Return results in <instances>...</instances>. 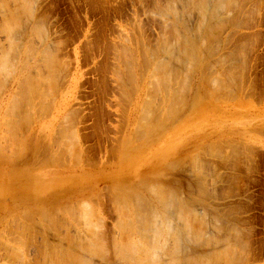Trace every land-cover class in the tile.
<instances>
[{
    "label": "rangeland",
    "instance_id": "374dc122",
    "mask_svg": "<svg viewBox=\"0 0 264 264\" xmlns=\"http://www.w3.org/2000/svg\"><path fill=\"white\" fill-rule=\"evenodd\" d=\"M0 55V264H264V0H0Z\"/></svg>",
    "mask_w": 264,
    "mask_h": 264
},
{
    "label": "bare ground",
    "instance_id": "6f19581e",
    "mask_svg": "<svg viewBox=\"0 0 264 264\" xmlns=\"http://www.w3.org/2000/svg\"><path fill=\"white\" fill-rule=\"evenodd\" d=\"M19 1H20V0H19ZM17 2H18V0H17ZM25 3H26V2H25ZM27 3H29V2L27 1ZM30 4H31V3H30ZM9 7H10V6H9ZM9 7H8V8H9ZM26 7H27V6H26ZM173 7H174V6H173ZM21 8H22V7H21ZM174 9H175V7H174ZM174 9H173V10H174ZM26 10H27V9H26ZM198 10H199V8H198ZM203 10H204V9H203ZM17 11H18V10H17ZM200 12H201V11H200ZM205 12H206V11H204L203 14H205ZM188 13H189V12H188ZM176 15H177V14H176ZM176 15H175V16H176ZM9 17H10V16H9ZM1 20H2V19H1ZM5 20H6V19H5ZM13 20H14V19H13ZM19 20H20V19H19ZM15 21H16V20H15ZM218 21H219V20H218ZM10 22H11V21H10ZM2 23H3V22H2ZM13 23H14V22H13ZM15 24H16V23H15ZM15 24H14V25H15ZM10 25H11V24H10ZM199 25H200V24H199ZM202 25H203V24H202ZM16 26H17V25H16ZM16 26H15V27H16ZM43 26H44V25H43ZM39 27H40V26H39ZM202 27H203V26H202ZM202 27H201V28H202ZM13 28H14V27H13ZM211 28H212V27H211ZM38 29H39V28H38ZM41 29H42V28H41ZM197 29H198V28H197ZM14 30H15V28H14ZM44 31H45V30H44ZM176 31H177V30H176ZM192 31H193V30H192ZM199 31H200V30H199ZM211 31H212V30H211ZM213 31H214V30H213ZM13 32H14V31H13ZM207 32H209V31H207ZM207 32H206V33H207ZM194 33H195V32H194ZM197 33H198V31H197ZM199 33H200V32H199ZM10 34H11V33H10ZM210 34H211V32H210ZM46 35H47V34H46ZM199 35H200V34H199ZM178 36H179V35H178ZM180 37H181V36H180ZM139 38H140V37H139ZM206 38H207V37H206ZM10 39H11V38H10ZM178 39H179V38H178ZM182 39H183V38H182ZM208 39H209V38H208ZM13 40H15V39H13ZM18 41H19V40H18ZM162 41H163V39H162ZM176 41H177V40H176ZM180 41H181V40H180ZM206 41H207V40H206ZM19 42H20V41H19ZM178 42H179V41H178ZM207 42H208V41H207ZM56 44H57V43H56ZM171 44H172V43H171ZM175 44H176V42H175ZM187 44H188V43H187ZM184 45H185V44H184ZM29 46H30V45H29ZM170 46H171V45H170ZM178 46H179V45H178ZM185 46H186V45H185ZM187 46H188V45H187ZM187 46H186V47H187ZM205 46H206V45H205ZM31 47H32V46H31ZM172 47H173V45H172ZM174 47H175V46H174ZM60 48H61V46H60ZM127 48H129V47H127ZM160 48H161V47H160ZM201 48H203V47H201ZM12 49H13V48H12ZM57 49H58V48H57ZM161 49H162V48H161ZM178 49H179V48H178ZM178 49H177V50H178ZM191 49H192V48H191ZM32 50H33V49H32ZM123 50H124V49H123ZM182 50H183V49H182ZM207 50H208V49H207ZM9 51H11V50H9ZM34 51H35V50H34ZM47 51H48V50H47ZM47 51H46V52H47ZM58 51H60V50H58ZM150 51H151V50H150ZM178 51H179V50H178ZM201 51H203V50H201ZM55 52H56V51H55ZM156 52H157V51H156ZM156 52H155V53H156ZM160 52H161V51H160ZM179 52H180V51H179ZM182 52H183V51H182ZM10 53H11V52H10ZM34 53H35V52H34ZM126 53H127V52H126ZM131 53H132V52H131ZM152 53H153V52H152ZM155 53H154V54H155ZM209 53H210V52H209ZM4 54H5V53H4ZM128 54H129V53H128ZM128 54H127V55H128ZM144 54H145V53H144ZM150 54H151V53H150ZM154 54H153V55H154ZM156 54H157V53H156ZM185 54H186V53H185ZM192 54H193V56H195V55H194V52L191 53V55H192ZM186 55H187V54H186ZM240 55H241V54H240ZM0 56H1V55H0ZM3 56H4V55H3ZM6 56H7V55H6ZM6 56H5V57H6ZM8 56H9V55H8ZM120 56H121V55H120ZM122 56H123V55H122ZM125 56H126V55H125ZM128 56H129V55H128ZM151 56H152V54H151ZM129 57H131V56H129ZM156 57H157V56H156ZM31 58H32V57H31ZM126 58H127V57H126ZM139 58H140V57H139ZM154 58H155V56H154ZM170 58H172V55H171ZM188 58H190V57H188ZM1 59H2V57H1ZM7 59H8V58H7ZM143 59H144V58H143ZM146 59H147V58H146ZM168 59H169V58H168ZM182 59H183V58H182ZM186 59H187V58H186ZM11 60H12V59H11ZM57 60H58V59H57ZM153 60H154V59H153ZM161 60H162V59H161ZM169 60H171V59H169ZM169 60H168V61H169ZM174 60H175V59H174ZM189 60H190V59H189ZM9 61H10V60H9ZM122 61H123V59H122ZM134 61H135V59H134ZM171 61H172V60H171ZM191 61H192V59H191ZM7 62H8V61H7ZM13 62H14V61H13ZM130 62H131V61H130ZM145 62H146V61H145ZM147 62H148V61H147ZM157 62H158V61H157ZM162 62H163V61H162ZM174 62H176V61H174ZM177 62H178V61H177ZM193 62H194V61H193ZM0 63H1V62H0ZM131 63H132V62H131ZM143 63H144V62H143ZM145 64H146V63H145ZM162 64H163V63H162ZM162 64H161V65H162ZM164 64H165V63H164ZM168 64H169V63H168ZM12 65H13V64H12ZM136 65H137V64H136ZM166 65H167V64H166ZM7 66H8V65H7ZM35 66H36V65H35ZM157 66H159V65H157ZM164 66H165V65H164ZM169 66H170V65H169ZM186 66H187V65H186ZM186 66H185V67H186ZM154 67H155V65H154ZM167 67H168V65H167ZM116 68H117V67H116ZM165 68H166V67H165ZM186 68H187V67H186ZM48 69H49V68H48ZM53 69H54V68H53ZM131 69H133V68H131ZM147 69H148V68H147ZM169 69H170V68H169ZM139 70H140V69H139ZM48 71H49V70H48ZM130 71H131V70H130ZM130 71H129L128 73H130ZM173 72H174V71H173ZM133 73H134V71L132 72V74H133ZM168 73H169V72H168ZM50 74H51V71H50ZM176 75H177V74H176ZM27 76H28V75H27ZM55 76H56V75H55ZM124 76H125V75H124ZM128 76H129V74H128ZM130 76L133 77L134 74H133V75L130 74ZM130 76H129V77H130ZM170 76H171V75H170ZM173 76H174V75H173ZM129 77H128V78H129ZM178 77H179V76H178ZM117 78H118V77H117ZM134 78H135V77H134ZM134 78H133V79H134ZM160 78H161V77H159V79H160ZM23 79H24V78H23ZM25 79H26V78H25ZM31 79H32V78H31ZM33 79H34V78H33ZM130 79H131V78H130ZM130 79H127V80H129V82H130ZM133 79H131V81H132ZM54 80H55V79H54ZM54 80H53V81H54ZM160 80H161V79H160ZM121 81H122V77H121ZM133 81H135V80H133ZM37 82H38V81H37ZM54 83H56V82H54ZM54 83H53V85H54ZM148 83H149V82H148ZM155 83H156V81H155ZM157 83H158V82H157ZM162 83H163V81H162ZM175 83H176V82H175ZM56 84H57V83H56ZM122 84H123V83H122ZM132 84H133V83H132ZM132 84H131V85H132ZM135 84H136V83H135ZM0 85H1V84H0ZM48 85H49V84H48ZM224 85H225V84H224ZM28 86H29V85H28ZM28 86H27V87H28ZM46 86H47V85H46ZM55 86H56V85H55ZM160 86H161V84H160ZM56 87H57V86H56ZM121 87H122V86H121ZM126 87H127V86H126ZM133 87H134V86H133ZM33 88H34V87H33ZM183 88H184V85H183ZM34 89H35V88H34ZM157 89H158V88H157ZM35 90H36V89H35ZM47 90H48V88H47ZM49 90H50V89H49ZM49 90H48V91H49ZM54 90H55V89H54ZM134 90H135V88H134ZM184 90H185V89H184ZM51 91H52V90H51ZM122 91H123V90H122ZM0 92H1V91H0ZM30 92H31V91H30ZM124 92H125V91H124ZM154 92H155V91H154ZM27 93H29V92H27ZM31 93H32V92H31ZM44 93H45V92H44ZM160 93H161V91H160ZM167 93H168V92H167ZM174 93H175V92H174ZM22 95H23V94H22ZM29 95H30V94H29ZM44 95H45V94H44ZM162 95H163V94H162ZM174 95H175V94H174ZM42 96H43V93H42ZM216 96H217V95H216ZM161 97H162V96H161ZM167 97H168V96H167ZM12 98H13V97H12ZM15 98H16V96H15ZM36 98H37V97H36ZM45 98H46V97H45ZM55 98H56V97H55ZM172 98H173V97H172ZM13 99H14V98H13ZM126 99H127V98H126ZM162 99H163V97H162ZM162 99H161V100H162ZM170 99H171V98H170ZM183 99H184V98H183ZM40 100H41V99H40ZM49 100H50V99H49ZM132 100H133V99H132ZM173 100L175 101V99H173ZM173 100H172V101H173ZM180 100H181V99H180ZM180 100H179V101H180ZM11 101H12V100H11ZM150 101H151V100H150ZM17 102H18V100H17ZM19 102H20V101H19ZM48 102H49V101H48ZM130 102H131V101H130ZM10 103H11V102H10ZM128 103H129V102H128ZM18 104H19V103H18ZM18 104H17V105H18ZM47 104H48V103H47ZM11 105H12V104H11ZM17 105H16V106H17ZM40 105H42V104H40ZM174 105H176V104L174 103ZM178 105H180V104H178ZM169 106H171V105H169ZM9 107H10V105H9ZM38 107H39V106H38ZM47 107H48V105H47ZM50 107H51V106H50ZM23 108H24V107H23ZM23 108H22V109H23ZM169 108H170V107H169ZM22 109H21V110H22ZM41 109H42V108H41ZM140 109H141V108H140ZM6 110H8V109H6ZM17 110H18V109H17ZM165 110H166V109H165ZM11 111H13V110H11ZM34 111H37V110H34ZM41 111H42V110H41ZM18 112H19V111H18ZM18 112H17V113H18ZM177 112H178V111H177ZM43 115H44V114H43ZM158 115H159V114H158ZM36 116H37V114H36ZM7 119H8V118H7ZM161 119H162V118H161ZM29 120H30V119H29ZM67 121H68V120H67ZM24 122H25V121H24ZM31 124H32V123H31ZM26 129H28V128H26ZM14 130H16V129H14ZM13 132H14V131H13ZM60 134H61V133H60ZM11 135H12V134H11ZM13 135H14V134H13ZM14 136H15V135H14ZM11 137H12V136H11ZM17 137H18V136H17ZM17 137H16V139H18L20 136H19L18 138H17ZM21 137H22V136H21ZM132 137H133V136H132ZM13 138H14V137H13ZM13 138H12V139H13ZM10 139H11V138H10ZM8 140H9V139H8ZM19 141H20V140H19ZM137 141H138V140H137ZM7 142H8V141H7ZM20 142H21V141H20ZM47 145H48V144H47ZM63 146H65V145H63ZM66 146H67V145H66ZM73 147H74V146H73ZM73 147H72V148H73ZM65 150H66V148H65ZM65 150H64V151H65ZM78 150H79V149H78ZM23 152H24V151H23ZM59 153H60V152H59ZM75 153H76V152H75ZM34 154H35V153H34ZM61 154H62V153H61ZM67 154H68V153H67ZM62 155H63V154H62ZM77 156H78V155H77ZM58 157H59V156H58ZM60 158H61V157H60ZM62 159H63V158H62ZM53 160H54V159H53ZM56 160H57V162H58V159H56ZM191 161H192V160H191ZM60 162H61V161H60ZM193 162H194V161H193ZM193 162H192V163H193ZM54 163H55V161H54ZM193 164H194V163H193ZM39 165H40V164H39ZM191 167H192V165H191ZM197 167H198V165H197ZM40 177H41V176H40ZM146 184H147V183H146ZM152 184H153V183H152ZM136 185H137V184H136ZM147 185H149V184H147ZM147 185H146V186H147ZM142 187H143V186H142ZM154 187H156V186H154ZM158 187H159V185H158ZM136 188H137V187H136ZM143 188H144V187H143ZM146 188H147L146 190H148V187H146ZM161 188H162V187H161ZM159 189H160V188H159ZM164 189H165V187H164ZM156 190H157V189H156ZM160 190H161V189H160ZM148 191H149V193H150V186H149V190H148ZM153 191H154V190H153ZM162 191H163V189H162ZM155 192H156V191H155ZM156 193H159V191H157ZM174 194H175V193H174ZM125 199H126V198H125ZM134 199H135V198H134ZM128 200L130 201V199H128ZM145 200H146V199H145ZM122 201H124V200H122ZM135 202H137V201L135 200ZM140 203H141V202H140ZM143 203H144V202H143ZM125 204H126V203H125ZM122 207H124V206H122ZM66 208H67V207H66ZM129 208H130V207H129ZM67 210H68V209H67ZM40 211L42 212V210H40ZM44 211H45V210H44ZM47 211H48V210H47ZM56 211H57V210H56ZM51 212H52V210H51ZM68 212H69V211H68ZM71 212H72V211H71ZM45 213H46V211H45ZM45 213L42 212V213H40V215L43 216V214H44V217H45ZM54 213L56 214V212H54ZM57 213H58V212H57ZM173 213H174V212H173ZM194 213H195V212H194ZM28 214H29V213H28ZM36 214H37V213H36ZM50 214H51V213H48V215H49V217H50V219H51L52 216H50ZM182 214H183V213L181 212V215H182ZM37 215H38V214H37ZM46 215H47V213H46ZM51 215H52V214H51ZM57 215H58V214H57ZM181 215H180V216H181ZM192 215H193V214H192ZM34 216H35V215H34ZM84 216H85V215H84ZM22 217H23V216H22ZM87 217H88V216H87ZM142 217H143V216H142ZM45 218H46V217H45ZM45 218L43 219L44 221H45ZM137 218H138V217H137ZM181 218H182V217H181ZM47 219H48V218H47ZM57 219H58V218H57ZM179 219H180V218H179ZM30 220H31V219H30ZM52 220H53V219H52ZM124 220H125V219H124ZM145 220H146V219H145ZM145 220H144V221H145ZM33 221H34V220H33ZM48 221H49V220H48ZM48 221H47V222H48ZM53 221L56 223L55 220H53ZM85 221H87V220H85ZM147 221H149V220H147ZM147 221H145V223H146ZM190 221H191V220H190ZM54 222H53V223H54ZM130 222H131V221H130ZM130 222L127 223L128 226H129ZM45 223H46V222H45ZM53 223H52V221L50 222V224H53ZM60 223H61V222H60ZM91 223H92V222H91ZM124 223H125V222H124ZM153 223H154V221H153ZM36 224H37V222H36ZM56 224H57V223H56ZM56 224H55V225H56ZM125 224H126V223H125ZM120 225H121V224H120ZM146 225H148V224H146ZM150 225H151V224H150ZM152 225H153V224H152ZM199 225H200V224H199ZM43 226H44V225H43ZM49 226H51V225H49ZM59 226H60V225H59ZM63 226H64V225H63ZM126 226H127V225H126ZM131 226H132V225H131ZM148 226H149V225H148ZM148 226H146V229L148 228ZM168 226H169V225H168ZM171 226H172V225H171ZM46 227H47V226H46ZM57 227H58V225H57ZM61 227H62V225H61ZM70 227H71V226H70ZM129 227H130V226H129ZM149 227H150V226H149ZM23 228H24V227H23ZM28 228H29V227H28ZM32 228H33V227H32ZM53 228H54V226H53ZM59 228H60V227H59ZM85 228H86V227H85ZM121 228H123V227H121ZM125 228H126V227H125ZM150 228H152V227H150ZM189 228H190V227H189ZM30 229H31V227H30ZM30 229H29V230H30ZM49 229H51V228H49ZM49 229H48V230H49ZM55 229H56V228H55ZM61 229H62V228H61ZM95 229H96V228H95ZM131 229H132V228H131ZM153 229H154V228H153ZM153 229H152V230H153ZM33 230H34V229H33ZM156 230H157V229H156ZM156 230H154V231H156ZM188 230H189V229H188ZM192 230H193V229H192ZM124 231H125V230H124ZM147 231H150V230H147ZM159 231H160V230H159ZM161 231H162V230H161ZM163 231H164V230H163ZM184 231H185V230H184ZM19 232H20V231H19ZM31 232H32V231H31ZM51 232H53V231H51ZM95 232H96V231H95ZM128 232H130V231L128 230ZM128 232H127V233H128ZM55 233H56V232H55ZM58 233H59V232H58ZM58 233H57V234H58ZM124 233H125V232H124ZM129 234H130V233H129ZM154 234H155V233H154ZM21 236H22V235H21ZM57 236H58V235H57ZM125 236H126V235H125ZM131 236H132V234H131ZM190 236H191V235H190ZM200 236H201V235H200ZM122 237H123V236H122ZM156 238H157V237H156ZM179 238H180V236H179ZM192 238H194V237H192ZM60 239H61V238H60ZM80 239H81V238H80ZM94 239H95V238H94ZM25 240H26V239H25ZM31 240H32V239H31ZM126 240H127V238L125 239V242H126ZM131 240H132V239H131ZM93 241H94V240H93ZM129 241H130V240H129ZM127 242H128V241H127ZM157 242H158V241H157ZM171 242H172V241H171ZM89 243H90V242H89ZM197 243H198V242H197ZM210 243H211V242H210ZM23 244H24V243H23ZM127 244H128V243H127ZM162 244H163V243H162ZM123 245H124V243H123ZM154 245H155V244H154ZM180 245H181V244H180ZM25 246H26V245H25ZM49 246H50V244L48 245V247H49ZM87 246H89V245L87 244ZM94 246H95V245H94ZM125 246H126V245H125ZM132 246H134V245H132ZM100 247H101V246H100ZM105 247H106V246H105ZM120 247H121V246H120ZM168 247H169V246H168ZM6 248H7V247H6ZM46 248H47V247H46ZM94 248L96 249V247H93V248H92V251L95 250ZM52 249H53V248H52ZM54 249H56V248H54ZM86 249H87V248H86ZM97 249H98V248H97ZM157 249H158V248H157ZM46 250H47V249H46ZM46 250H45V252H46ZM74 250H75V249H74ZM89 250H90V249H89ZM89 250H88V251H89ZM101 250H102V249H101ZM101 250H100V251H101ZM155 250H156V249H155ZM158 250H161V249H158ZM163 250H164V249H163ZM51 251H52V250H51ZM58 251H59V250H58ZM54 252H55V251H54ZM65 252L67 253V250H66ZM65 252L63 253L64 255L66 254ZM95 252H96V251H95ZM112 252H113V251H112ZM166 252H167V251H166ZM47 253H48V251H47ZM51 253H52V252H51ZM59 253H60V251H59ZM59 253H56V252H55L54 254L57 255V254H59ZM102 253H104V252L102 251ZM168 253H169V251H168ZM49 254H50V251H49ZM104 254H105V253H104ZM130 254H131V252H130ZM42 255H43V253H42ZM45 255H46V254H45ZM45 255H44V256H45ZM50 255H51V254H50ZM50 255H49V256H50ZM94 255H95V254H94ZM112 255H113V254H112ZM58 256H59V255H58ZM62 256H63V255L61 254V257H60L61 259H62ZM92 256H93V255H92ZM113 256H114V255H113ZM46 257H47V256H46ZM131 257H132V256H131ZM135 257H136V256H135ZM193 257H194V256H193ZM200 257H201V256H200ZM56 258H57V257H56ZM60 258H59V260H60ZM157 258H158V257H157ZM163 259H164V258H163ZM200 259H201V258H200ZM18 260H19V259H18ZM45 260H46V259H45ZM59 260H58V262H59ZM62 260H64V258H63ZM62 260H61V261H62ZM43 261H44V260H43ZM61 261H60V263H61ZM129 261H130V260H129ZM199 261H200V260H199ZM40 262H41V261H40ZM179 262H180V261H179ZM21 263H22V262H21ZM44 263H45V262H44ZM64 263H65V261L63 262V264H64ZM143 263H144V262H143ZM40 264H42V263H40ZM58 264H59V263H58ZM66 264H67V263H66ZM190 264H191V263H190Z\"/></svg>",
    "mask_w": 264,
    "mask_h": 264
}]
</instances>
